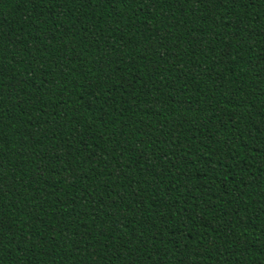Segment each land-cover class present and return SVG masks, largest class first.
Segmentation results:
<instances>
[{"label": "trees", "instance_id": "16d2710c", "mask_svg": "<svg viewBox=\"0 0 264 264\" xmlns=\"http://www.w3.org/2000/svg\"><path fill=\"white\" fill-rule=\"evenodd\" d=\"M0 264H264V0H0Z\"/></svg>", "mask_w": 264, "mask_h": 264}]
</instances>
